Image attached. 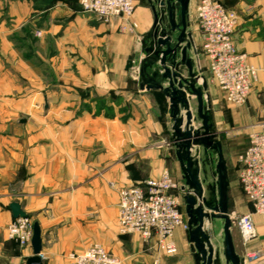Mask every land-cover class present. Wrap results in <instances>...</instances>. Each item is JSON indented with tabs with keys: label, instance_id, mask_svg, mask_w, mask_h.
<instances>
[{
	"label": "crops",
	"instance_id": "1",
	"mask_svg": "<svg viewBox=\"0 0 264 264\" xmlns=\"http://www.w3.org/2000/svg\"><path fill=\"white\" fill-rule=\"evenodd\" d=\"M151 1L133 0L135 28L122 31L120 19L102 22L81 12L78 0H0V264H25L32 255L30 244L22 248L7 237L12 202L39 225L42 264H71L70 254L92 244L122 264H195L188 232L181 227L173 235L174 256L117 228L119 188L156 178L163 170L179 189L184 181L168 99L139 87L153 24ZM199 1L188 2L187 57L195 87L206 83L204 108L228 179L249 133L264 129V0H217L237 13L234 43L257 70L243 105L228 103L208 72L196 17ZM176 13L178 18V8ZM179 71L187 77L184 66ZM194 105L192 97L191 109ZM96 106H101L97 112ZM192 125L197 129L200 120ZM184 207L183 202L187 221ZM255 232L247 242L238 233L240 243L231 235L243 264H264V222ZM219 253L217 264H227Z\"/></svg>",
	"mask_w": 264,
	"mask_h": 264
},
{
	"label": "built area",
	"instance_id": "2",
	"mask_svg": "<svg viewBox=\"0 0 264 264\" xmlns=\"http://www.w3.org/2000/svg\"><path fill=\"white\" fill-rule=\"evenodd\" d=\"M79 8L105 23L120 19L122 31L135 28V24L129 21L134 12L133 0H79ZM196 17L203 39L202 53L207 58L212 80L228 103L243 105L257 70L234 43L237 13L217 0H200L196 6ZM237 174L241 190L251 207V212L238 220L240 236L243 242H247L256 236L253 216L264 217V129L249 133L247 147L237 156ZM117 195L118 232L121 235L138 234L144 245L174 256L177 253L174 231L177 227L188 231V225L180 210L185 190L179 189L169 172L163 170L156 178L121 187ZM6 234L18 246H29L32 221L29 217L13 219L6 227ZM68 258L71 264H122L100 244H92Z\"/></svg>",
	"mask_w": 264,
	"mask_h": 264
},
{
	"label": "water",
	"instance_id": "3",
	"mask_svg": "<svg viewBox=\"0 0 264 264\" xmlns=\"http://www.w3.org/2000/svg\"><path fill=\"white\" fill-rule=\"evenodd\" d=\"M188 2L189 0L151 1L153 24L151 31L147 34L149 42L140 65L139 87L144 90H158L168 99V108L173 122L171 137L184 180L182 189L185 190L187 232L195 264H217V253L214 254L209 239L203 231L204 219L209 218L224 221L222 255L226 263L243 264L235 254L230 232L231 222L226 215L228 179L225 160L221 144L215 140L209 115L204 108L202 90L206 88V83L202 80L201 88L195 87L197 79L192 72V62L187 57V51L191 47L190 37L186 32ZM181 66L187 70L186 78L181 76L179 71ZM147 69L151 72L148 73ZM164 80L167 82L165 87L162 85ZM192 97L195 99V105L191 109ZM181 110H184L183 117H179ZM196 119L200 120V126L194 129L192 123ZM194 147L216 152L214 176L217 201L215 206H211L203 195L202 184L198 180L199 167L192 156ZM8 207L13 219L28 217L18 203L12 202ZM204 209L212 213H207ZM30 247L32 255L26 259L25 264H42L41 231L37 222L32 223Z\"/></svg>",
	"mask_w": 264,
	"mask_h": 264
},
{
	"label": "rangeland",
	"instance_id": "4",
	"mask_svg": "<svg viewBox=\"0 0 264 264\" xmlns=\"http://www.w3.org/2000/svg\"><path fill=\"white\" fill-rule=\"evenodd\" d=\"M78 5H79V0H78ZM129 21L132 22V19L130 18ZM36 35L39 36L40 32L39 31L36 32ZM100 108L101 106H96V112L99 111ZM38 109H40L41 111L42 107L39 106ZM234 134H237V137H235V141L236 139L238 141V139L241 138L238 135L240 134L239 131L235 130ZM218 138H220V136H218ZM193 150H194L193 152L194 161L198 164V167H199L198 180L202 184L203 195L206 201L211 206H215L216 201H217L216 177L214 176L216 159H217L216 152L210 149L204 150L202 147L193 148ZM182 183H183L182 184L183 186L184 181ZM204 210L207 213H212L208 209H204ZM250 212H251V209L249 207L248 201L244 197L239 181H238L237 164H236L235 169H228L226 215L231 222V227H230L231 235L237 239L236 240L237 243H240V239H239L240 233L238 231V220ZM253 222H254V226L261 225V223L264 222V217L259 216V219L257 220H254L253 218ZM223 223L224 221L218 218L204 219V222H203V231L209 239V242L214 251V254H216L218 251L220 252L219 254L221 256H222V251H223V232H222Z\"/></svg>",
	"mask_w": 264,
	"mask_h": 264
}]
</instances>
